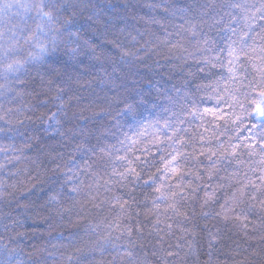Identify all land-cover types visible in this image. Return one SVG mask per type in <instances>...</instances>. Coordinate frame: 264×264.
<instances>
[{"label":"trees","instance_id":"obj_1","mask_svg":"<svg viewBox=\"0 0 264 264\" xmlns=\"http://www.w3.org/2000/svg\"><path fill=\"white\" fill-rule=\"evenodd\" d=\"M11 2L0 13V32L8 43L39 22L34 8L24 7L37 0ZM59 2L68 7L57 13L54 27L61 38L56 49L16 73L4 72L6 61H0V264H264V212L257 209L239 220L216 217L224 203L221 193L219 203L201 207L205 191L227 183L223 178L231 173L243 176L247 163L217 165L219 171L210 176L207 156H200L196 143L199 163L182 162L183 183L198 184L200 191L185 188L192 199L179 200L181 215L165 203H153L155 185L111 175L109 154L112 160L124 155L132 159L133 154L143 159L146 148L151 164L143 169V179L162 168L160 157L171 150L166 121L183 120L179 126L187 132L180 136L185 139L195 134L198 140L203 134L207 140L224 131L223 121L218 128L211 115L202 121L189 113L230 111L232 101L223 88L229 82V37L236 39L227 31L232 10L201 5L235 0ZM262 28L264 21L257 19L249 34L257 37L255 42L246 38L257 49L264 47L257 35ZM18 47L16 58L21 60L33 51L23 39ZM239 63L245 65L243 59ZM245 68L237 74L251 80L255 70L250 64ZM217 91L223 97L219 102ZM245 91L251 90L240 89L238 98L251 111L249 102L258 97L245 98ZM129 105L132 114L127 113ZM235 111L242 114L238 105ZM237 123H229L221 139L252 143L247 128L258 121ZM141 131L147 136L139 135ZM181 150L193 151L190 146ZM241 158L248 160L246 153ZM251 166L260 167L255 162ZM189 170L200 179L188 175ZM248 177L258 182L251 172ZM115 196L128 202L123 210ZM210 210L213 214L205 218L202 213ZM217 231L212 241L209 233Z\"/></svg>","mask_w":264,"mask_h":264},{"label":"snow or ice","instance_id":"obj_2","mask_svg":"<svg viewBox=\"0 0 264 264\" xmlns=\"http://www.w3.org/2000/svg\"><path fill=\"white\" fill-rule=\"evenodd\" d=\"M13 6L11 0H0V13L5 12ZM24 7L32 9L34 8L36 13V18L39 21L36 24L34 30L32 29H22L20 37L12 39L10 43L4 41L3 33L0 32V61H6L3 63V71L6 73H16L20 72L25 64L34 61L42 60L44 56L49 51H54L57 47V42L60 40L59 30L54 27L58 19L57 13L63 8L67 10V4H61L59 0H37L36 3L29 5H24ZM201 7L215 8V7H225L230 8L232 11L228 13L230 17L229 25L227 26V31L232 33L236 39L232 40L229 37L230 43L228 44V55L230 59L228 60V81L225 82L223 93L230 97L232 101L229 103V112H221L218 108L211 109L205 108L202 113L193 110L189 114L192 116L199 115L200 119L203 121L205 116L211 115L213 120L212 123H216L219 128L220 125L217 123L219 121L224 122V131L220 132L219 135L213 134L211 137L205 138L203 134L199 135L198 140L196 135L193 137L185 139L180 136L181 132H187V129L181 128L179 125L183 124L184 121L180 120L177 123L165 122L163 129L170 130L171 134L166 136V141L168 142V147L171 149L160 157V163H162V168H157L156 173L149 175L145 180L143 179L144 171L143 169L149 167L151 161L148 159V149L146 148L145 157L142 159L139 156L133 154V158L129 159L127 155L116 156L114 160L111 159L110 163L113 164L111 175L117 177L119 181L124 182H134L136 184H141L145 187H151L155 185L153 203H165L169 209L176 213V215H181L178 209L179 200L192 199L191 196L185 192V188H188L193 194H198L200 191V185L192 187L190 184L185 185L183 183L185 178V171L182 166V162L189 160L196 161V143L201 145L200 156H207L209 162V174L214 175L219 169L217 165L228 164L231 165L235 163L237 166H243L246 163L249 165L248 172H251L253 176H256V181L248 177V172H245L243 176H238L237 173H231L226 179L227 183L215 184L211 186V191H205L203 197V203L201 205L204 209H209L211 205L219 203L220 197L217 193H221L224 199V203L220 204V211L215 212L216 217H223L225 220L228 219H247V215L255 212L257 209L264 212V47L259 49L252 47L248 44L247 39H252L253 42L256 40V36H250V32L253 31L252 24L257 20L264 21V0H259V3H247L240 2V0H235L233 3L224 5H211L204 4ZM47 9V11L45 10ZM233 13H235L233 15ZM235 23L237 27H232ZM195 27V26H193ZM247 28L248 31H244ZM24 33H27L26 35ZM262 40H264V28L261 29V34H257ZM23 39L24 43L28 45L29 48L33 49L28 53V56L21 60L16 58L19 53L18 41ZM204 43H208L207 40ZM259 51V55H256ZM243 59L245 65L250 64L256 75L253 76L251 80L247 79V76H239L237 73L239 71H246L245 65H241L239 61ZM205 60H208L205 57ZM259 61V63H257ZM210 62V61H209ZM223 66V65H222ZM203 71V69H201ZM245 81H247L245 83ZM240 89L251 90L250 92L245 91L243 94L245 98L248 95H255L258 99H253L249 102V107L251 111L245 108V104L241 103L238 95L240 94ZM217 101L219 102L223 97L217 91ZM238 105L240 112L242 114H237L235 111ZM134 109L131 105L127 107V113L132 114ZM55 114L53 115V119ZM254 119L258 121V124H252L247 128V131L251 135L247 138L252 141V143H237L233 144L232 138L229 137L227 142L221 139V137L226 136L229 131L228 125L239 126L237 122L242 123L244 119ZM3 119V117H0ZM151 127V125H149ZM259 127L261 132L257 134L254 130ZM205 131H208L205 129ZM142 136H147L146 131H141L138 133ZM236 139H239L237 137ZM215 142L216 147H204L205 143L211 144ZM135 143V142H133ZM154 144H160L159 140H154ZM192 147V153H187L182 151L186 147ZM243 149V152L239 151ZM258 149V151H257ZM131 151V149H129ZM247 154L248 160L245 161L241 157ZM259 155V161H254L253 157ZM260 165L259 168L252 167L253 163ZM74 163V162H73ZM140 169L139 171L137 169ZM122 169V170H119ZM188 175L194 176L195 179L199 180L200 176L197 171L189 170ZM175 178L178 183L170 184L169 180ZM159 181V183H157ZM208 186L206 185L205 188ZM73 192L76 191L75 188L72 189ZM178 198V199H177ZM51 200L55 201L56 196H52ZM116 204L123 210L128 204L127 201L121 203L122 197H113ZM171 201V203H169ZM228 213H233L234 215L230 217ZM203 216L207 218L212 215L213 212L204 211ZM185 219H187V214H184ZM171 228V225H169ZM131 233V229H128ZM212 241L216 240V236L219 235L217 231L216 235L209 233ZM171 255V253H170ZM128 256L132 257V252H128Z\"/></svg>","mask_w":264,"mask_h":264}]
</instances>
